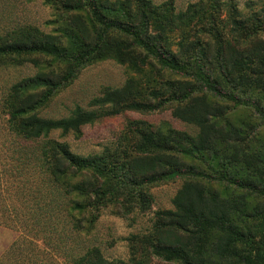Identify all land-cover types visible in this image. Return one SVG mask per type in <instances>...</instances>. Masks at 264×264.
I'll use <instances>...</instances> for the list:
<instances>
[{"label": "trees", "instance_id": "obj_1", "mask_svg": "<svg viewBox=\"0 0 264 264\" xmlns=\"http://www.w3.org/2000/svg\"><path fill=\"white\" fill-rule=\"evenodd\" d=\"M44 3L66 15L69 29L53 34L25 24L0 32V72L27 64L36 70L0 92V224L18 228L26 247L44 246L26 252L16 242L6 256L143 264L136 255L110 261L83 235L104 209L118 216L119 210L145 211L152 202L149 187L182 178L173 209L155 213L146 251L171 264H264L262 123L227 116L234 108L264 109V7L243 15L225 3L228 13L221 17L218 0L182 10L173 0ZM106 59L138 78L106 87L91 101L92 110L78 106L65 118L40 116L83 69ZM166 106L197 132L132 122L114 148L88 156L50 139L56 131L78 133L104 116ZM197 161L208 165L202 169Z\"/></svg>", "mask_w": 264, "mask_h": 264}, {"label": "rangeland", "instance_id": "obj_2", "mask_svg": "<svg viewBox=\"0 0 264 264\" xmlns=\"http://www.w3.org/2000/svg\"><path fill=\"white\" fill-rule=\"evenodd\" d=\"M153 1L162 3L166 0ZM173 1L177 10H182L189 3L199 0ZM218 1L221 3L218 11L221 17L226 16L228 13L225 3L236 5L243 15L250 14L252 10L260 12L264 7V0ZM65 16L61 11L46 5L44 0H0V32L19 25L32 24L47 33L62 34L64 29H69ZM35 72L36 70L30 64L0 72V92L12 82L33 76ZM129 78L137 79L138 75L128 71L126 66L114 59H106L92 64L83 69L69 87L56 94L47 107L40 111V116L49 119L65 118L70 116L78 106L85 110H92L94 108L90 106L91 101L99 97L106 87H121ZM254 112L250 109L234 108L227 116L233 122L245 120L255 123L253 120L261 121L260 138L264 140V118H260L264 114V109L262 113H259L254 108ZM3 120L4 116L0 114V123H3ZM132 122L152 126L167 123L174 129L191 135L197 132L194 126L173 117L172 108L166 106L161 110L149 113L126 111L116 116H104L95 123L84 126L78 133L72 132L62 135L61 132L56 131L51 134L50 139L68 143L71 151L81 156L102 154L106 151V148H114L117 144V138L127 130ZM196 164L202 169H205L208 165L201 161H197ZM10 177H6V188L11 187L10 182H8V179L11 180ZM15 177H18V174H15ZM182 184V178H175L149 187L148 191L152 196V202L145 211L137 208L131 213L124 214L122 210H119L118 216L113 213L111 208L104 209L94 228L84 233L85 243L101 247L110 261L129 262L136 255V259L142 261L143 264H171L160 257L154 256L148 250L146 251L143 241L145 237L151 234L155 213L158 210L173 209V198ZM213 185L214 187L218 186L216 183ZM3 193L5 194H2V197L5 200L10 193L7 191ZM11 201L7 196L8 206ZM18 204L21 205L22 203L18 201ZM16 242H18L20 249L23 248L26 252H28L27 249L35 247L44 248L42 241H37V246L26 247L25 236L18 228L15 229L0 224V264H65L64 259L60 256L38 257V260L34 259L31 262H27L28 260L24 262L22 260L23 256H6ZM27 257L33 258L32 256ZM50 257H54V260Z\"/></svg>", "mask_w": 264, "mask_h": 264}]
</instances>
